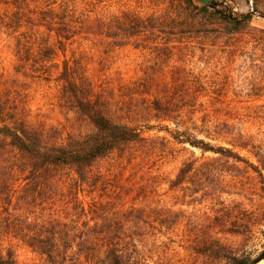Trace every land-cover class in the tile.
I'll return each mask as SVG.
<instances>
[{
  "label": "rangeland",
  "instance_id": "obj_1",
  "mask_svg": "<svg viewBox=\"0 0 264 264\" xmlns=\"http://www.w3.org/2000/svg\"><path fill=\"white\" fill-rule=\"evenodd\" d=\"M28 1L29 8L42 9L49 3L59 9L60 3L68 2L76 8V19L98 24L93 29L100 33L119 35L131 25V19L142 21L138 36L128 44L82 40L67 46L64 53L57 51L54 62L60 63L66 57L81 64L94 89L103 90L102 95L109 97L112 110L116 111L118 102L124 101L135 119L133 123L147 139L99 160L94 170L104 178L94 189L85 185L84 190L75 191L70 189L69 178L61 183L56 180L59 188L47 206L50 211L44 213L77 231L87 221H95L90 214L93 204L101 209L97 212L102 215L98 221L125 227L129 222L124 212L131 206L145 207L150 212L145 219L150 225L158 224L155 217L159 212L164 218L175 214L169 225L172 230L148 228L147 235L136 236L133 264H210L195 252L194 236L202 231L215 233L219 227L207 228L215 216L225 224L235 223L248 229L243 235L215 233L223 242L247 251L260 249L264 191L255 174L244 163H238L236 170L224 159L204 165L216 154L203 153L174 140L176 118H149L147 106L155 95L146 92L164 91L166 95L159 96L171 101L173 115L180 114L197 138L232 148L255 162L254 153L264 152V0H212L218 11L216 16L230 10L239 17L250 14L249 20L234 33L218 20L207 30L183 39L179 38L182 33L170 32L164 19L174 16L176 0ZM80 13L83 15L77 16ZM24 25L18 32L27 29ZM38 29L48 30L44 26ZM46 64L52 68L50 62ZM18 65L13 36L0 31V82L6 81L5 94L15 95L23 102L28 119L43 127L49 140L59 142L72 130L84 133L90 129L86 120L63 106L64 95H60L54 81L40 79L39 73L17 71ZM165 126L172 134L163 129ZM242 143L246 148L238 146ZM190 160L197 171L172 187L179 167ZM104 179L111 183L109 188H105ZM76 199L87 211L85 215L78 213ZM11 242L17 264H49L44 256L20 241L12 238ZM259 264H264V260Z\"/></svg>",
  "mask_w": 264,
  "mask_h": 264
},
{
  "label": "trees",
  "instance_id": "obj_2",
  "mask_svg": "<svg viewBox=\"0 0 264 264\" xmlns=\"http://www.w3.org/2000/svg\"><path fill=\"white\" fill-rule=\"evenodd\" d=\"M176 1L174 16L164 19L172 34H183L179 36L180 39L193 37L218 20L229 32L234 33L250 18V14L239 17L230 10L222 16H216L218 11L212 0L203 5L193 0ZM28 2L0 0V31L14 38L19 60L16 70L39 73L37 76L40 79L54 81L59 86L60 95H64L63 106L86 120L90 129L84 133H73L72 130L59 142L49 140L43 127L28 119V113L21 106L23 102H19L15 95L5 94L8 90L6 81L0 82V264H17L12 238L44 256L49 264H133L131 257L136 248V236L147 235L148 228L172 230L169 225L173 223L175 214H167V218H164L159 212L158 217H155L158 224L150 225L145 220L150 212L142 206H131L124 212L129 222L125 227L98 221L102 215L97 212L101 209L93 204L90 214L95 221L92 224L87 221L77 231L44 212L50 211L47 206L59 188L56 180L61 183L64 178H69L70 189L75 191L84 190L85 185L94 189L99 179L104 178L94 170L99 160L115 150L147 139L133 123L135 119L124 101L118 102L116 111L112 110L109 97L102 95L103 90L94 89L92 80L85 74L81 64L66 57L60 63L54 62L57 51L64 53L67 46L82 40L99 41L106 45L128 44L131 38L138 36L142 21L131 19V25L123 28L119 35L109 31L100 33L93 29L98 24L89 25L76 19V8L68 2L60 3L59 9L53 8L51 3L44 9L29 8ZM23 23L27 29L18 32L17 29ZM41 26L46 27L47 32L40 31L38 27ZM166 34L174 38L170 33ZM135 45L140 46L139 43ZM49 62L52 64L51 69L46 64ZM160 92H146L155 95L147 106L149 118L156 121H173L176 118L177 129L172 135L174 140L188 143L203 153L210 151L216 154L204 165L209 161L224 159V162L238 170V163H244L255 174L264 191L263 151H256V161L252 162L232 148L214 146L197 138L185 126L180 114L173 115L175 109L171 101L159 96L166 95L164 91L162 94ZM181 126L184 128H178ZM163 129L172 134L168 127ZM238 146L246 148L247 145L242 143ZM195 171L197 168L193 160L183 162L171 186H179ZM103 181L106 183L105 188L111 186L105 179ZM76 204L80 206L78 213L85 215L82 203L76 199ZM210 223L207 225L209 229L219 227L215 233L243 235L248 232L246 226L225 224L219 216H215ZM215 233L202 231L194 236L195 252L206 258L208 263L259 264L264 260V223L261 247L257 251L235 248L223 242Z\"/></svg>",
  "mask_w": 264,
  "mask_h": 264
},
{
  "label": "water",
  "instance_id": "obj_3",
  "mask_svg": "<svg viewBox=\"0 0 264 264\" xmlns=\"http://www.w3.org/2000/svg\"><path fill=\"white\" fill-rule=\"evenodd\" d=\"M193 1L197 3L198 5H203L209 2L210 0H193Z\"/></svg>",
  "mask_w": 264,
  "mask_h": 264
}]
</instances>
